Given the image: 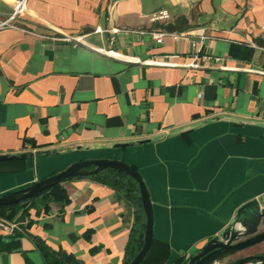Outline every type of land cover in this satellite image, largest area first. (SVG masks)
<instances>
[{"label":"crops","instance_id":"crops-1","mask_svg":"<svg viewBox=\"0 0 264 264\" xmlns=\"http://www.w3.org/2000/svg\"><path fill=\"white\" fill-rule=\"evenodd\" d=\"M19 1L0 0V20ZM18 21L28 32L0 30V155L32 156L0 162V196L124 161L153 204L145 264H187L264 194V0H26ZM62 185L66 205H23L29 226L0 264H47L34 237L126 264L140 209L92 175Z\"/></svg>","mask_w":264,"mask_h":264},{"label":"water","instance_id":"water-1","mask_svg":"<svg viewBox=\"0 0 264 264\" xmlns=\"http://www.w3.org/2000/svg\"><path fill=\"white\" fill-rule=\"evenodd\" d=\"M132 144L134 143H117L115 147H124ZM29 156H32V154H3L0 155V162L26 159ZM108 168L132 177L139 184L142 206L146 215V229L143 247L134 257L131 264H141L150 251L154 240V209L144 179L140 172L129 163L115 159H90L72 163L66 169L28 187L0 196V207L22 203L41 195L53 186L68 179L95 175ZM262 242H264V194L240 207L232 223L218 236L207 242L199 253L191 256L187 264H215L241 250ZM227 264H264V254L248 255Z\"/></svg>","mask_w":264,"mask_h":264},{"label":"trees","instance_id":"trees-1","mask_svg":"<svg viewBox=\"0 0 264 264\" xmlns=\"http://www.w3.org/2000/svg\"><path fill=\"white\" fill-rule=\"evenodd\" d=\"M167 27L173 28L175 26L168 25ZM92 176L101 179L103 182L111 185L119 192H122L123 195L130 200V202L140 209V214L131 233L126 251V264H131L134 257L143 247L146 229V217L142 206L139 184L132 177L110 168ZM62 183H59L49 190L43 192L41 195L22 203L0 207V216L14 218L18 213H20L21 210H23L21 214L24 215L27 208H25L23 205L28 202H31L33 205H35L38 201H44L48 205L50 201H57L63 205H66L69 202V196ZM27 226H29V223ZM22 236L23 234L21 233H15L6 236L0 235V251H11L18 249L20 247V240ZM34 240L36 241V245L44 256L47 264H83L82 261L72 253H68L64 250L53 249L41 238L34 237ZM149 252L141 264H145Z\"/></svg>","mask_w":264,"mask_h":264},{"label":"built area","instance_id":"built-area-1","mask_svg":"<svg viewBox=\"0 0 264 264\" xmlns=\"http://www.w3.org/2000/svg\"><path fill=\"white\" fill-rule=\"evenodd\" d=\"M25 2L26 0L19 1L16 4L14 11L11 13V15H9L6 19L0 20V30L5 28H14L28 32V30L24 28L18 21L19 15L24 11ZM167 16L168 13L166 11H162L157 14V17H161V18H165ZM114 31H118V29H114ZM150 34L157 43H162L166 36H172L176 40L180 39V37L182 36L181 34L178 33H169L166 31H152L150 32ZM20 217H21V212L18 213L12 219L0 217V235L6 236L15 233H21V234L26 233L29 220L27 218L21 219ZM215 264H227V263H225V261L223 260L216 262Z\"/></svg>","mask_w":264,"mask_h":264},{"label":"rangeland","instance_id":"rangeland-1","mask_svg":"<svg viewBox=\"0 0 264 264\" xmlns=\"http://www.w3.org/2000/svg\"><path fill=\"white\" fill-rule=\"evenodd\" d=\"M0 217H4V216H0ZM4 218H7V217H4ZM7 219H12V218H7ZM260 252H264V243H261L257 246H254V247L247 248L244 251H242L241 253L237 254L236 257L239 255H247V254L252 255V254H257Z\"/></svg>","mask_w":264,"mask_h":264},{"label":"flooded vegetation","instance_id":"flooded-vegetation-1","mask_svg":"<svg viewBox=\"0 0 264 264\" xmlns=\"http://www.w3.org/2000/svg\"><path fill=\"white\" fill-rule=\"evenodd\" d=\"M241 240H242V239H241ZM257 245H259V244H257ZM257 245H254V246H257ZM254 246H252V247H254ZM249 248H250V247H249ZM244 250H245V249H244ZM244 250H241V251L235 253L234 255H232V256L226 258V259L224 260L225 263H230V262L236 261V260H238V259H240V258H242V257L248 256V254H247V255H239V256L236 257L237 254L241 253V252L244 251ZM257 254H264V252H260V253H257ZM252 255H254V254H252Z\"/></svg>","mask_w":264,"mask_h":264}]
</instances>
